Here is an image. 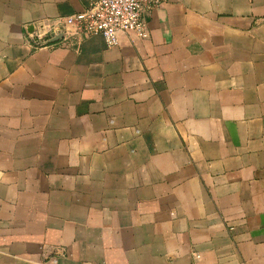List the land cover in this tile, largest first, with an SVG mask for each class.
Wrapping results in <instances>:
<instances>
[{"label": "crops", "instance_id": "1", "mask_svg": "<svg viewBox=\"0 0 264 264\" xmlns=\"http://www.w3.org/2000/svg\"><path fill=\"white\" fill-rule=\"evenodd\" d=\"M87 6L0 0V264H264V0L26 44Z\"/></svg>", "mask_w": 264, "mask_h": 264}, {"label": "built area", "instance_id": "2", "mask_svg": "<svg viewBox=\"0 0 264 264\" xmlns=\"http://www.w3.org/2000/svg\"><path fill=\"white\" fill-rule=\"evenodd\" d=\"M166 0H88L80 14L44 19L34 26L26 40L32 49L69 46L91 36H101L107 47L119 44L123 33H134L140 39L148 37L145 15L151 14Z\"/></svg>", "mask_w": 264, "mask_h": 264}]
</instances>
